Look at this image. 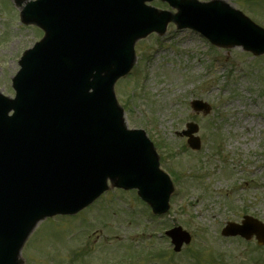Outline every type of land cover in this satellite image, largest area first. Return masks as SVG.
<instances>
[{"label":"rangeland","instance_id":"374dc122","mask_svg":"<svg viewBox=\"0 0 264 264\" xmlns=\"http://www.w3.org/2000/svg\"><path fill=\"white\" fill-rule=\"evenodd\" d=\"M223 1L264 28V0ZM43 35L20 22L12 0H0L4 95L14 96L19 60ZM136 53L133 75L117 84L116 94L128 127L145 130L163 154V169L180 178L170 212L148 219L134 192L111 189L75 216L42 221L22 264H264V247L255 240L221 236L227 223L245 216L264 222V56L213 47L174 24L164 36L137 44ZM195 99L207 103L210 114L195 113ZM188 122L200 127L198 152L176 135ZM175 226L193 236L179 254L164 233Z\"/></svg>","mask_w":264,"mask_h":264},{"label":"water","instance_id":"95a60500","mask_svg":"<svg viewBox=\"0 0 264 264\" xmlns=\"http://www.w3.org/2000/svg\"><path fill=\"white\" fill-rule=\"evenodd\" d=\"M15 1L22 7L28 0ZM97 1L40 0L23 8V22L40 26L46 37L21 62L16 100L0 95V264H20V251L41 219L76 213L106 189L108 178L118 187L138 188L155 212L168 208L171 191L154 165L152 147L144 133L124 132L114 103V82L130 70L132 46L145 34L119 32L114 37L108 16L100 18L97 28V17L89 10ZM167 1L179 14L164 20L146 13L147 32L174 20L180 29H194L220 47L264 54V30L225 3ZM194 107L203 108L197 102ZM196 131L194 126L186 134L192 148L199 149V139L192 137ZM90 141L105 155H94L99 173L87 177L73 150H86ZM119 145L123 153L116 156ZM168 235L177 252L191 240L182 229ZM223 235L247 240L256 235L264 245V225L248 217L243 226L229 224Z\"/></svg>","mask_w":264,"mask_h":264}]
</instances>
